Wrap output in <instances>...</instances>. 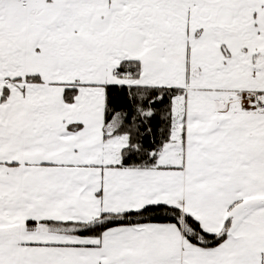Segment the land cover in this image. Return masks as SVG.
<instances>
[{"label":"snow or ice","instance_id":"obj_1","mask_svg":"<svg viewBox=\"0 0 264 264\" xmlns=\"http://www.w3.org/2000/svg\"><path fill=\"white\" fill-rule=\"evenodd\" d=\"M0 264H264V0H0Z\"/></svg>","mask_w":264,"mask_h":264}]
</instances>
